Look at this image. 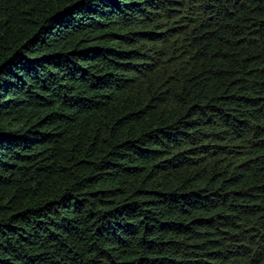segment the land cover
Returning a JSON list of instances; mask_svg holds the SVG:
<instances>
[{
  "label": "trees",
  "instance_id": "1",
  "mask_svg": "<svg viewBox=\"0 0 264 264\" xmlns=\"http://www.w3.org/2000/svg\"><path fill=\"white\" fill-rule=\"evenodd\" d=\"M0 264H264V0H0Z\"/></svg>",
  "mask_w": 264,
  "mask_h": 264
}]
</instances>
